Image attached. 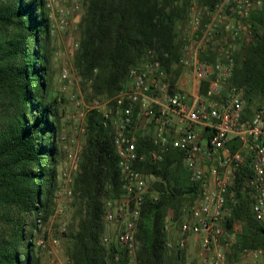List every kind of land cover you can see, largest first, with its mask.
Masks as SVG:
<instances>
[{"label": "trees", "instance_id": "obj_1", "mask_svg": "<svg viewBox=\"0 0 264 264\" xmlns=\"http://www.w3.org/2000/svg\"><path fill=\"white\" fill-rule=\"evenodd\" d=\"M189 4L85 0L73 62L93 95L110 97L121 90L130 67L148 49L174 81L179 70L170 65L179 56L185 28L178 23L185 21ZM249 25L251 37L235 54L233 81L243 86L246 110L252 113L264 104V3L251 13ZM49 34L44 0H0V264H36L38 221H48L55 209L60 112L57 96L48 91ZM86 117V138L70 189L73 212L61 230L65 251L70 264H127L123 247L114 240L102 241L106 200L122 193L118 155L102 115L92 110ZM138 138L143 143L144 137ZM135 167L154 179L135 233L136 264H188L185 248L165 230L168 212L173 209L178 215L183 201L194 195L179 153L171 151L159 163ZM237 197L225 222L226 229L239 225L232 254L237 256L243 247L264 250V224L253 218L248 200L238 191Z\"/></svg>", "mask_w": 264, "mask_h": 264}, {"label": "built area", "instance_id": "obj_2", "mask_svg": "<svg viewBox=\"0 0 264 264\" xmlns=\"http://www.w3.org/2000/svg\"><path fill=\"white\" fill-rule=\"evenodd\" d=\"M188 1L179 56L170 65L179 70L176 79L170 80V71L148 49L113 96L89 101L72 96L75 110L66 119L73 121V132L59 135L70 145L61 175L71 184L81 160L86 116L92 110L102 115L118 155L122 190L114 204L108 203L104 219L115 225L113 239L126 250L127 264H136L135 233L149 192L148 174L135 164L159 163L171 151L179 153L193 189V198L182 208L176 240L185 250L199 249L200 261L194 264H230L238 227L234 223L226 229L225 222L238 201L237 191L248 200L253 218L264 224V104L248 113L244 88L233 81L235 54L251 37L249 17L264 0H215L213 5ZM70 2L65 8L58 0L44 1L53 20L50 32L70 27L79 9L76 0ZM78 47L79 41L72 40L69 52ZM67 49L63 45L54 55ZM183 73L191 77V89L184 87ZM80 79L72 63L65 62L57 76V99ZM102 241L112 240L103 234ZM51 243L58 245V238ZM238 255L251 264H264L261 247H243Z\"/></svg>", "mask_w": 264, "mask_h": 264}, {"label": "rangeland", "instance_id": "obj_3", "mask_svg": "<svg viewBox=\"0 0 264 264\" xmlns=\"http://www.w3.org/2000/svg\"><path fill=\"white\" fill-rule=\"evenodd\" d=\"M45 1V0H44ZM79 9L77 10L76 13H74L71 18H70V27L64 30L54 31L53 33L50 32L49 38H48V45L51 51V60L49 64V69L47 72V78H48V91L52 94V96H57L58 94V86H57V76L60 67L65 63V62H71L73 67L74 66V57L77 52L74 51L69 52L70 50V43L72 40H79V35H80V28L78 25V22L81 18V13L83 11L84 3L85 0H76ZM199 1V0H197ZM58 3L60 6L63 7H68L70 6V0H58ZM46 12L48 14V10L46 9ZM50 24L53 21L51 18H49ZM185 22L181 21L178 23V28L181 27L183 28ZM65 46V48H68V51H63L60 53L59 56H55L54 52L57 48H61L62 46ZM72 51V50H71ZM72 53V54H71ZM76 69V68H75ZM78 74H80L78 72ZM81 75V74H80ZM183 75V74H182ZM83 77L81 76V79L78 81L77 85H73L70 87L64 94L61 100H59V112H60V130L58 133V139L57 143L60 147L61 150V156L59 157V163L57 165V180L58 184L55 187L54 190V201H55V209L54 212L50 215L49 220L46 221L45 223L41 224L38 221V226L41 225V230L37 233L35 237V250L36 254L38 257V262L36 264H66V258L68 257L65 251V237L63 236V233H61V226L63 223L68 224L70 222V218L73 212V194L70 192L71 184L68 183L66 184L62 175L61 171L64 168V161L67 154H66V149H69L70 145L61 140L59 135L60 133L66 132V133H72L73 132V127L74 123L71 120L66 119V116L68 114H71L74 112L75 107L73 104V100L71 97L75 96H82L85 100H91L93 98H98L93 95L91 88L89 87V81L88 84H84L83 82ZM188 87V86H187ZM104 99V98H102ZM87 118V117H86ZM86 121V128H87V119ZM87 132V131H86ZM86 132L82 135L81 137V145L82 149L84 147V142L86 138ZM49 141V140H48ZM184 167V166H183ZM78 171V170H77ZM78 173V172H77ZM148 182H149V190L153 186V180L148 174ZM74 179V178H73ZM157 180H160L159 178ZM67 189L66 192L63 191V189ZM156 194V193H153ZM119 197L115 199H108L106 200V208L108 207V203L111 202L114 204ZM183 205L180 209V212L178 215H175V211L171 209L166 218H165V230L169 234L170 238H178L180 235V230H179V223L182 218L183 212L182 208L189 203V200H184ZM176 216V217H175ZM104 226H105V232L104 235H108L111 237V240H114V230H115V225L113 223L107 222L103 218ZM238 231H239V225L237 224ZM43 230V231H42ZM45 230V231H44ZM58 238L59 244L58 245H53L51 243V240L53 238ZM42 240V243L39 244L38 242ZM186 256H187V262L188 264H194V263H199L200 261V255H199V249L197 248H188L186 249ZM228 263L233 264H251L249 260L239 258V255H234V254H229L228 256Z\"/></svg>", "mask_w": 264, "mask_h": 264}, {"label": "crops", "instance_id": "obj_4", "mask_svg": "<svg viewBox=\"0 0 264 264\" xmlns=\"http://www.w3.org/2000/svg\"><path fill=\"white\" fill-rule=\"evenodd\" d=\"M185 73V72H184ZM181 76L182 79H185L184 81V87H186L187 89H191V77L189 75L184 74ZM188 86V87H187Z\"/></svg>", "mask_w": 264, "mask_h": 264}]
</instances>
